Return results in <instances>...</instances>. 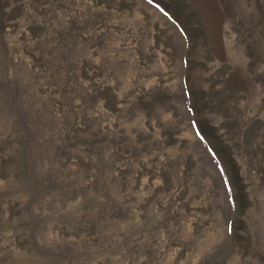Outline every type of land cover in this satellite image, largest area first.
<instances>
[{
  "label": "rangeland",
  "instance_id": "obj_1",
  "mask_svg": "<svg viewBox=\"0 0 264 264\" xmlns=\"http://www.w3.org/2000/svg\"><path fill=\"white\" fill-rule=\"evenodd\" d=\"M0 264H264V0H0Z\"/></svg>",
  "mask_w": 264,
  "mask_h": 264
}]
</instances>
